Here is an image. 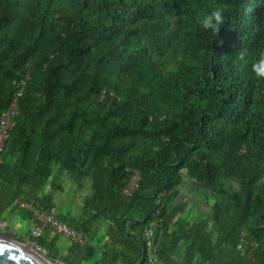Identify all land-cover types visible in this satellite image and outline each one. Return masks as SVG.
Returning <instances> with one entry per match:
<instances>
[{
    "label": "trees",
    "instance_id": "16d2710c",
    "mask_svg": "<svg viewBox=\"0 0 264 264\" xmlns=\"http://www.w3.org/2000/svg\"><path fill=\"white\" fill-rule=\"evenodd\" d=\"M216 8L218 34L201 24ZM261 51L264 0H0V112L23 88L0 218L18 200L55 209L45 186L69 174L88 191L77 213L55 214L88 232L107 223L103 262L149 264L151 228L158 264L183 238L196 264H264ZM186 179L207 209L185 228Z\"/></svg>",
    "mask_w": 264,
    "mask_h": 264
},
{
    "label": "crops",
    "instance_id": "0c3cea01",
    "mask_svg": "<svg viewBox=\"0 0 264 264\" xmlns=\"http://www.w3.org/2000/svg\"><path fill=\"white\" fill-rule=\"evenodd\" d=\"M66 176L70 178L69 174H66ZM86 191H88V189ZM80 206L81 204L75 209L67 210L66 212L77 213ZM206 209L207 208L204 209L201 206L197 208L194 205L188 204L185 207L184 212L181 214L188 220V223H185L184 227H188L189 223L198 221L203 217ZM0 223L4 225L11 224V227H14L13 230L19 239L29 241L32 238L31 231L36 224V219L30 213L21 209L16 202L3 212L2 217L0 218ZM171 227L176 228L178 225L172 223ZM107 228V223H101L89 232L90 246H93L94 249H89L87 253L77 250L74 242L68 237L57 233L51 227L44 228L37 239L39 240V244L49 251L54 258L61 260L65 264H69L66 261V258L70 257H75L77 262L79 261L83 264H121L119 260L110 261L109 258H107L105 262L101 260L102 252L110 242ZM188 247V238L179 239V241H177L176 244H173L169 249V253L166 255L168 260L162 264H196L197 256L192 260L188 259Z\"/></svg>",
    "mask_w": 264,
    "mask_h": 264
},
{
    "label": "built area",
    "instance_id": "2783aa9c",
    "mask_svg": "<svg viewBox=\"0 0 264 264\" xmlns=\"http://www.w3.org/2000/svg\"><path fill=\"white\" fill-rule=\"evenodd\" d=\"M22 84L25 80L21 81ZM23 88L20 87L8 107L0 112V160H2V152L6 140L8 139L12 129L16 123V115L18 114V96L22 93ZM140 178V172L138 169H134L129 183L127 184L124 191L126 194L130 195L134 189L138 186V181ZM18 205L30 211L31 215L36 219V224L33 227L31 234L34 238H38L42 233L43 229L46 227L53 228L57 233L68 237L72 242L79 245H86L90 243L89 232L83 229H77L63 221L59 218L53 210H45L34 206L32 203L27 201L18 200ZM148 240L147 244L150 249L149 253V264H158L156 252L158 250L157 243L150 237L153 233L152 229L147 230ZM40 250L45 251L41 245L35 244Z\"/></svg>",
    "mask_w": 264,
    "mask_h": 264
},
{
    "label": "rangeland",
    "instance_id": "374dc122",
    "mask_svg": "<svg viewBox=\"0 0 264 264\" xmlns=\"http://www.w3.org/2000/svg\"><path fill=\"white\" fill-rule=\"evenodd\" d=\"M63 184V189L57 188V189H52L50 186V183H47L45 186L46 190H49L53 193L54 195V200L56 203L54 212L60 211L65 213L67 210H73L76 207H78L83 199L85 194L87 193V189H77L75 190L73 188V184L71 181V178L65 176L61 180ZM187 200L189 205H194L195 207L199 208V206L203 207L204 209L207 208V205L204 203L203 198L193 189L192 183L190 179H186L181 186L177 188V191L175 192V199L174 202L179 203L181 201ZM21 208V207H20ZM22 209V208H21ZM27 211V210H26ZM13 226L11 227V224L4 225L0 223V230L5 232L6 234L13 235L15 238L19 239L17 237V234L13 230ZM16 229V228H15ZM19 232L18 230H16ZM32 236V234H31ZM21 240V239H19ZM24 242H31L32 246L36 247V243L39 244V241L37 238H34L32 236L31 240L25 241L21 240ZM41 245V244H39ZM44 248V247H42ZM38 249V248H37ZM45 249V248H44ZM41 253L46 255L47 257L53 259L54 261L58 262L59 264H65L61 260H57L52 256V254L45 249V251L38 249Z\"/></svg>",
    "mask_w": 264,
    "mask_h": 264
},
{
    "label": "water",
    "instance_id": "95a60500",
    "mask_svg": "<svg viewBox=\"0 0 264 264\" xmlns=\"http://www.w3.org/2000/svg\"><path fill=\"white\" fill-rule=\"evenodd\" d=\"M0 264H59L13 235L0 230Z\"/></svg>",
    "mask_w": 264,
    "mask_h": 264
},
{
    "label": "clouds",
    "instance_id": "9594fccd",
    "mask_svg": "<svg viewBox=\"0 0 264 264\" xmlns=\"http://www.w3.org/2000/svg\"><path fill=\"white\" fill-rule=\"evenodd\" d=\"M225 23L224 12L221 8H216L201 19V24L205 30H211L218 34L220 28ZM251 70L259 79H264V51L251 63Z\"/></svg>",
    "mask_w": 264,
    "mask_h": 264
}]
</instances>
